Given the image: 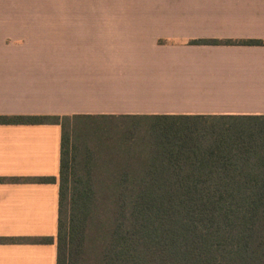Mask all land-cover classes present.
<instances>
[{"label":"crops","instance_id":"crops-1","mask_svg":"<svg viewBox=\"0 0 264 264\" xmlns=\"http://www.w3.org/2000/svg\"><path fill=\"white\" fill-rule=\"evenodd\" d=\"M192 39L264 40V0H0V114H264V44ZM60 160L0 123V264H57Z\"/></svg>","mask_w":264,"mask_h":264},{"label":"trees","instance_id":"trees-1","mask_svg":"<svg viewBox=\"0 0 264 264\" xmlns=\"http://www.w3.org/2000/svg\"><path fill=\"white\" fill-rule=\"evenodd\" d=\"M46 122L61 125L57 264H264V114H0Z\"/></svg>","mask_w":264,"mask_h":264},{"label":"rangeland","instance_id":"rangeland-1","mask_svg":"<svg viewBox=\"0 0 264 264\" xmlns=\"http://www.w3.org/2000/svg\"><path fill=\"white\" fill-rule=\"evenodd\" d=\"M122 122H124V121H122ZM127 122H124V124H126Z\"/></svg>","mask_w":264,"mask_h":264}]
</instances>
